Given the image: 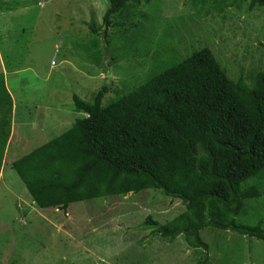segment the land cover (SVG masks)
<instances>
[{
    "label": "rangeland",
    "instance_id": "374dc122",
    "mask_svg": "<svg viewBox=\"0 0 264 264\" xmlns=\"http://www.w3.org/2000/svg\"><path fill=\"white\" fill-rule=\"evenodd\" d=\"M106 1L0 0V55L6 70L0 81L16 104L15 122L42 124L44 138H53L75 117L72 94L92 102L106 76L104 105L201 47L233 80L240 77L251 85L256 72H264V8L249 7L248 0L127 3L110 16L102 34ZM7 104L2 94L0 165ZM1 171L0 264H194L199 254L181 234L168 240L155 227H142L146 215L162 224L184 210L179 199L158 189L71 202L63 213L36 206L11 166L2 165ZM245 184L255 185L259 194L244 200L235 219L260 221L264 227V178ZM199 234L210 264H264L261 239L214 227Z\"/></svg>",
    "mask_w": 264,
    "mask_h": 264
},
{
    "label": "trees",
    "instance_id": "16d2710c",
    "mask_svg": "<svg viewBox=\"0 0 264 264\" xmlns=\"http://www.w3.org/2000/svg\"><path fill=\"white\" fill-rule=\"evenodd\" d=\"M148 1L107 0L101 33L127 3ZM248 6L264 8V0ZM106 81L92 102L72 94V109L83 116L11 162L34 204L64 213L71 202L155 188L184 210L162 224L146 215L142 227L168 240L181 234L200 250L194 264H210L199 234L205 227L264 241L260 221L235 219L244 200L259 194L245 181L264 178V72L251 85L233 80L201 47L102 105ZM2 94L10 104L0 81Z\"/></svg>",
    "mask_w": 264,
    "mask_h": 264
},
{
    "label": "crops",
    "instance_id": "0c3cea01",
    "mask_svg": "<svg viewBox=\"0 0 264 264\" xmlns=\"http://www.w3.org/2000/svg\"><path fill=\"white\" fill-rule=\"evenodd\" d=\"M2 60H3V58H1V55H0V70H1L0 74L2 73L4 76V75H6V72H5L6 70H5V67L3 65L4 61H2ZM3 86H4V89L6 90V92L8 93V95L10 97V104H9L10 114H9V121H8V125H7L8 126V134H7V137L5 140V145L3 147L2 163L0 165V177L2 176V171H1L2 165L3 166H5V165L11 166L12 161L19 158L23 154L27 153L31 149L37 147L38 145H40V144L48 141L49 139H51V138H49L48 140H46V138H44L45 137V133H44L45 129H43L42 124H39V123H36V124L35 123L34 124H32V123L31 124L30 123L29 124H18V122H15V120L12 116L13 115L12 112H15L16 104H15V102H13L12 96L9 92V89L5 85L4 81H3ZM80 114H83V113H79V111L78 112L75 111L74 112V116H75L74 119L77 117H80ZM57 122L59 124H61V122H63V121L57 119ZM49 124L52 125V123H49ZM26 126H28V127L25 128ZM69 127H70V125L67 128H69ZM34 132H35V134H33ZM37 141H39V142H37ZM5 158L7 159V164H4Z\"/></svg>",
    "mask_w": 264,
    "mask_h": 264
}]
</instances>
